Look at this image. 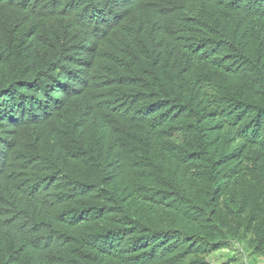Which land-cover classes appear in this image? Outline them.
<instances>
[{"label": "trees", "instance_id": "trees-1", "mask_svg": "<svg viewBox=\"0 0 264 264\" xmlns=\"http://www.w3.org/2000/svg\"><path fill=\"white\" fill-rule=\"evenodd\" d=\"M241 251L264 264V0H0V264Z\"/></svg>", "mask_w": 264, "mask_h": 264}, {"label": "rangeland", "instance_id": "rangeland-1", "mask_svg": "<svg viewBox=\"0 0 264 264\" xmlns=\"http://www.w3.org/2000/svg\"><path fill=\"white\" fill-rule=\"evenodd\" d=\"M232 246H233L232 248L236 249L235 245H232ZM233 255H235L233 254V252L230 253V256H233ZM208 262H210L211 264H221V263H227L229 262V260H227L226 255L224 253H219L215 256H211ZM236 264H262V263L259 262V260L256 257L250 256L248 254H244V252L241 251L237 254Z\"/></svg>", "mask_w": 264, "mask_h": 264}]
</instances>
